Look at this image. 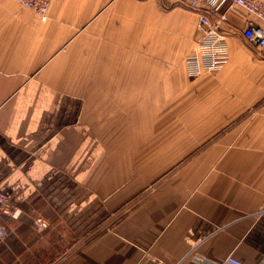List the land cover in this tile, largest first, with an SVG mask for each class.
<instances>
[{
	"label": "crops",
	"instance_id": "crops-1",
	"mask_svg": "<svg viewBox=\"0 0 264 264\" xmlns=\"http://www.w3.org/2000/svg\"><path fill=\"white\" fill-rule=\"evenodd\" d=\"M163 1L0 0V264L264 258V58L232 35L190 78L199 15Z\"/></svg>",
	"mask_w": 264,
	"mask_h": 264
},
{
	"label": "built area",
	"instance_id": "built-area-1",
	"mask_svg": "<svg viewBox=\"0 0 264 264\" xmlns=\"http://www.w3.org/2000/svg\"><path fill=\"white\" fill-rule=\"evenodd\" d=\"M18 3L35 12L42 21L47 20L52 0H17ZM165 8L180 6L198 13V31L200 37L194 49L186 57L189 77L194 79L203 73H215L221 70L229 61L227 38L232 35L242 37L247 43L255 46L259 55L264 58V0H166ZM240 9L247 15L257 19L250 21L240 30H232L226 9ZM0 211L4 214L12 213V205L8 197L0 193ZM18 217L19 212L13 211ZM38 227L47 229L50 223L39 217L36 220ZM8 237L6 227L0 225V238ZM193 264H205L198 262ZM214 264H247L244 261L229 256L216 261ZM259 264H264V258Z\"/></svg>",
	"mask_w": 264,
	"mask_h": 264
},
{
	"label": "rangeland",
	"instance_id": "rangeland-1",
	"mask_svg": "<svg viewBox=\"0 0 264 264\" xmlns=\"http://www.w3.org/2000/svg\"><path fill=\"white\" fill-rule=\"evenodd\" d=\"M164 8V7H163ZM164 9H167V8H164Z\"/></svg>",
	"mask_w": 264,
	"mask_h": 264
},
{
	"label": "trees",
	"instance_id": "trees-1",
	"mask_svg": "<svg viewBox=\"0 0 264 264\" xmlns=\"http://www.w3.org/2000/svg\"><path fill=\"white\" fill-rule=\"evenodd\" d=\"M174 7V6H173ZM176 7V6H175Z\"/></svg>",
	"mask_w": 264,
	"mask_h": 264
}]
</instances>
